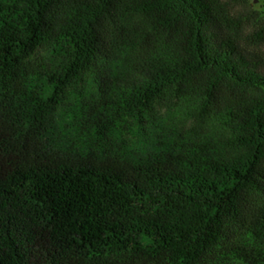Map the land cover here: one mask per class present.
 <instances>
[{"label": "trees", "instance_id": "1", "mask_svg": "<svg viewBox=\"0 0 264 264\" xmlns=\"http://www.w3.org/2000/svg\"><path fill=\"white\" fill-rule=\"evenodd\" d=\"M240 2L0 0V264H264Z\"/></svg>", "mask_w": 264, "mask_h": 264}, {"label": "rangeland", "instance_id": "2", "mask_svg": "<svg viewBox=\"0 0 264 264\" xmlns=\"http://www.w3.org/2000/svg\"><path fill=\"white\" fill-rule=\"evenodd\" d=\"M238 9L243 12L252 11V12H259L264 15V0H247L246 3L240 2L238 4ZM136 134L139 135L140 137L142 136L139 128L137 129ZM140 141H142L141 138Z\"/></svg>", "mask_w": 264, "mask_h": 264}]
</instances>
